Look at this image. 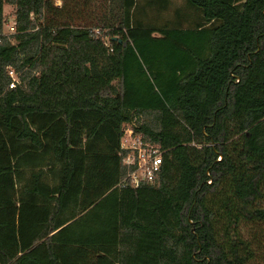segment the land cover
<instances>
[{
    "label": "trees",
    "instance_id": "16d2710c",
    "mask_svg": "<svg viewBox=\"0 0 264 264\" xmlns=\"http://www.w3.org/2000/svg\"><path fill=\"white\" fill-rule=\"evenodd\" d=\"M185 1L0 0V264H264V0Z\"/></svg>",
    "mask_w": 264,
    "mask_h": 264
},
{
    "label": "built area",
    "instance_id": "2783aa9c",
    "mask_svg": "<svg viewBox=\"0 0 264 264\" xmlns=\"http://www.w3.org/2000/svg\"><path fill=\"white\" fill-rule=\"evenodd\" d=\"M6 29L4 33L15 31V20L9 24L8 19L4 22ZM10 77L8 87L12 88L20 82L19 73L11 65L7 66ZM120 147L124 152L122 164L127 168V173L119 183H130L138 186L142 182L154 183L157 179L160 164L162 162L163 149L159 144L148 139H143L136 133L131 122L123 124V133L120 139Z\"/></svg>",
    "mask_w": 264,
    "mask_h": 264
},
{
    "label": "rangeland",
    "instance_id": "374dc122",
    "mask_svg": "<svg viewBox=\"0 0 264 264\" xmlns=\"http://www.w3.org/2000/svg\"><path fill=\"white\" fill-rule=\"evenodd\" d=\"M56 3L60 4L61 0H56ZM176 8H179L181 10V12L188 14L189 17H192L194 15V13H196L195 10L190 8V5L185 0H170L169 7L166 10H162L159 12H155L154 10H151L149 12L150 18L155 24L169 23V25L170 24L171 25H177L179 22L180 25L181 24L184 26L190 25V22L188 19L183 20V22L181 21L182 19L176 20V15H175V9ZM12 10H13L12 4L4 3L3 14H4V17H6L8 19L9 24L11 23V21L13 19ZM97 11L99 12V10H97ZM6 26L7 25L4 24V26H3L4 30H7ZM157 34H158L157 32H154V35H157ZM155 51H156V49H154V53H152L149 58H150L151 62L156 63V64L158 63L162 66L163 64L161 63L160 60H162L163 63L166 62V60L164 59L167 56L166 46L164 45V50L162 51V55H160V56H159V54L161 52H155ZM157 51H159V50H157ZM139 59L142 60L143 58L139 55ZM154 70H156V68H154ZM147 73H148V71H147ZM150 77H151V75H150ZM155 87L157 88L156 83H155Z\"/></svg>",
    "mask_w": 264,
    "mask_h": 264
},
{
    "label": "water",
    "instance_id": "95a60500",
    "mask_svg": "<svg viewBox=\"0 0 264 264\" xmlns=\"http://www.w3.org/2000/svg\"><path fill=\"white\" fill-rule=\"evenodd\" d=\"M117 38V36H112V39H116Z\"/></svg>",
    "mask_w": 264,
    "mask_h": 264
}]
</instances>
